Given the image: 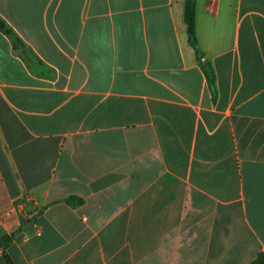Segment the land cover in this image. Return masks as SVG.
<instances>
[{"label":"crops","instance_id":"obj_1","mask_svg":"<svg viewBox=\"0 0 264 264\" xmlns=\"http://www.w3.org/2000/svg\"><path fill=\"white\" fill-rule=\"evenodd\" d=\"M185 1L0 0V264H264V0H196L216 96Z\"/></svg>","mask_w":264,"mask_h":264},{"label":"trees","instance_id":"obj_2","mask_svg":"<svg viewBox=\"0 0 264 264\" xmlns=\"http://www.w3.org/2000/svg\"><path fill=\"white\" fill-rule=\"evenodd\" d=\"M196 0H186L185 1V22L188 31V40L190 45L194 48L196 57L201 63V66L206 75L208 86L214 96L217 95V76L213 65L210 62H203L202 59L205 53L199 48L198 37L196 32ZM0 30L4 32L14 43L15 47L25 46L24 41L15 32V30L0 16ZM68 204H82L84 200L77 196H70L65 199ZM12 239V235H5L0 240V246L8 244ZM5 258L9 264H13L7 255ZM257 264V263H256Z\"/></svg>","mask_w":264,"mask_h":264},{"label":"water","instance_id":"obj_3","mask_svg":"<svg viewBox=\"0 0 264 264\" xmlns=\"http://www.w3.org/2000/svg\"><path fill=\"white\" fill-rule=\"evenodd\" d=\"M204 61H206V58H204Z\"/></svg>","mask_w":264,"mask_h":264}]
</instances>
